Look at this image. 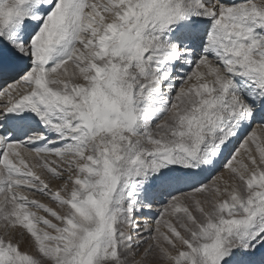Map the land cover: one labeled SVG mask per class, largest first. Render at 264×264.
<instances>
[{
	"label": "snow or ice",
	"instance_id": "obj_1",
	"mask_svg": "<svg viewBox=\"0 0 264 264\" xmlns=\"http://www.w3.org/2000/svg\"><path fill=\"white\" fill-rule=\"evenodd\" d=\"M0 264H264V0H0Z\"/></svg>",
	"mask_w": 264,
	"mask_h": 264
}]
</instances>
